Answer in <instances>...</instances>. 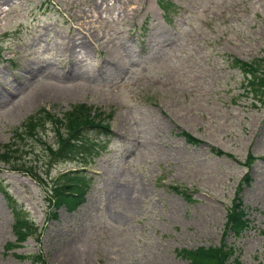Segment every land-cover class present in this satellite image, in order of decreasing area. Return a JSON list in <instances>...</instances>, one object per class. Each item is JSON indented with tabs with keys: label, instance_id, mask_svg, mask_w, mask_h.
I'll use <instances>...</instances> for the list:
<instances>
[{
	"label": "rangeland",
	"instance_id": "374dc122",
	"mask_svg": "<svg viewBox=\"0 0 264 264\" xmlns=\"http://www.w3.org/2000/svg\"><path fill=\"white\" fill-rule=\"evenodd\" d=\"M263 58L264 0H0V145L37 109L76 102L113 131L97 154L57 162L43 122L21 168L0 162V264H190L199 246L264 264V88L246 93L233 63ZM247 153L260 158L244 166ZM79 166L83 203L53 208L54 179ZM237 201L247 225L233 234Z\"/></svg>",
	"mask_w": 264,
	"mask_h": 264
},
{
	"label": "trees",
	"instance_id": "16d2710c",
	"mask_svg": "<svg viewBox=\"0 0 264 264\" xmlns=\"http://www.w3.org/2000/svg\"><path fill=\"white\" fill-rule=\"evenodd\" d=\"M163 9H166V7H163ZM233 63L242 72L241 83L245 92L250 93L254 98H260L263 93L262 89L264 88V72H259L260 65L245 63L239 60H234ZM43 122H51L55 128V137L66 138L62 140V146L58 148L57 152H52L48 148V157L52 158L55 157L53 155L58 156L57 158L64 157L65 153L77 150H91L94 142L92 138L90 139L88 137L89 134L94 133L96 135L111 136L108 123L104 120L103 116L91 110L86 104L76 103L70 105V108L61 117H58L45 108H39L32 115L26 117L18 127L13 129L11 141L3 146L0 145V162L7 164L12 169L21 168L12 164V159L23 149V143L26 139L35 137ZM182 135L187 142L197 144L198 140L183 132ZM251 161V156L247 154L244 165L248 166ZM84 179V176L81 175L71 176L69 174H63L58 180L59 184L56 182V185L53 186L52 199L54 206L58 207L62 205L68 211L73 210L82 201V195L85 190ZM244 180L246 181V178ZM66 181L72 182L75 186L67 184ZM13 214L15 216V234L17 239L21 241L28 234L27 230L22 229L25 224L23 221L24 216L19 217L17 210H13ZM243 215L240 201H237L229 208L226 215V229L233 234H238L247 225V221L243 218ZM232 251L231 249L217 250L213 248H198L192 252L183 251L182 255L189 259L190 264H223L227 257L232 254Z\"/></svg>",
	"mask_w": 264,
	"mask_h": 264
}]
</instances>
